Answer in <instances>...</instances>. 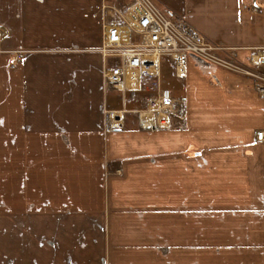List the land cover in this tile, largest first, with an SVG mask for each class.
Returning a JSON list of instances; mask_svg holds the SVG:
<instances>
[{"label": "crops", "instance_id": "obj_1", "mask_svg": "<svg viewBox=\"0 0 264 264\" xmlns=\"http://www.w3.org/2000/svg\"><path fill=\"white\" fill-rule=\"evenodd\" d=\"M154 1L218 45H264V0ZM131 4L0 0V264H264V97L164 55L177 108L145 128V93L107 84L100 51Z\"/></svg>", "mask_w": 264, "mask_h": 264}, {"label": "built area", "instance_id": "obj_2", "mask_svg": "<svg viewBox=\"0 0 264 264\" xmlns=\"http://www.w3.org/2000/svg\"><path fill=\"white\" fill-rule=\"evenodd\" d=\"M124 25H105L101 53L114 57L118 63L107 66L104 79L114 89L126 84L145 93V107L139 110L145 128H169L177 100L161 78L162 56L175 60L178 76H184L182 66L188 55L250 78L256 91L264 97V45L247 51L241 47H225L209 40L187 19L180 18L167 7L153 0H134ZM245 58L247 61H245ZM116 117V116H115ZM118 120L115 127H120ZM255 140L264 143V129L256 131Z\"/></svg>", "mask_w": 264, "mask_h": 264}, {"label": "rangeland", "instance_id": "obj_3", "mask_svg": "<svg viewBox=\"0 0 264 264\" xmlns=\"http://www.w3.org/2000/svg\"><path fill=\"white\" fill-rule=\"evenodd\" d=\"M133 1H134V0H132V3H133ZM153 3H154L155 5H157V6L160 7V5L156 3V1L153 0ZM260 3L262 4L263 2L260 1ZM130 6H131V5H130ZM161 7H164V6H161ZM260 7H262V6H260ZM262 46H263V45H262ZM253 48H256V47H253ZM246 49H247V51H249V50H251L252 48H246ZM163 59H164V61H163V66H162L163 75H164V77H168V74H169L170 71H171V66H172V64L170 63L171 61H170L169 57H164ZM245 61H247L246 58H245ZM130 99H131V93H129L128 96H127V102H129ZM143 102H144V101H143ZM144 107H145V102L143 103L142 108H144Z\"/></svg>", "mask_w": 264, "mask_h": 264}, {"label": "bare ground", "instance_id": "obj_4", "mask_svg": "<svg viewBox=\"0 0 264 264\" xmlns=\"http://www.w3.org/2000/svg\"><path fill=\"white\" fill-rule=\"evenodd\" d=\"M130 12V15L129 16H131V13H132V10L131 11H129ZM116 122V121H115Z\"/></svg>", "mask_w": 264, "mask_h": 264}]
</instances>
